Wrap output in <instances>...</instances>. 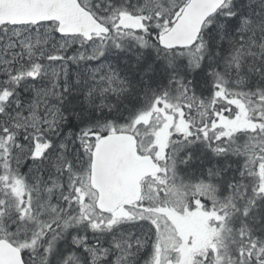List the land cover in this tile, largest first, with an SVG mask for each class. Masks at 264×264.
Returning <instances> with one entry per match:
<instances>
[{
	"label": "snow or ice",
	"instance_id": "6c2138e0",
	"mask_svg": "<svg viewBox=\"0 0 264 264\" xmlns=\"http://www.w3.org/2000/svg\"><path fill=\"white\" fill-rule=\"evenodd\" d=\"M0 264H264V0H0Z\"/></svg>",
	"mask_w": 264,
	"mask_h": 264
}]
</instances>
